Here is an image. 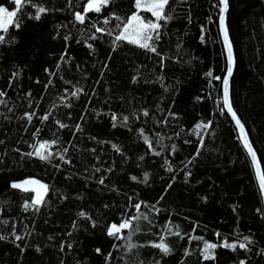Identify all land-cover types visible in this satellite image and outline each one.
Returning a JSON list of instances; mask_svg holds the SVG:
<instances>
[{
	"label": "trees",
	"instance_id": "trees-1",
	"mask_svg": "<svg viewBox=\"0 0 264 264\" xmlns=\"http://www.w3.org/2000/svg\"><path fill=\"white\" fill-rule=\"evenodd\" d=\"M88 1L21 0L0 30V264H264L219 0H168L149 48L117 40L133 14L154 20L136 0L77 19ZM227 28L231 104L264 174V0H228ZM28 180L39 203L12 186Z\"/></svg>",
	"mask_w": 264,
	"mask_h": 264
},
{
	"label": "snow or ice",
	"instance_id": "snow-or-ice-1",
	"mask_svg": "<svg viewBox=\"0 0 264 264\" xmlns=\"http://www.w3.org/2000/svg\"><path fill=\"white\" fill-rule=\"evenodd\" d=\"M222 7L220 8V24L221 29L223 31L225 46L228 51L229 56V66L227 69V76L224 78V106L228 109V112L232 114L233 119L236 120V124L241 128V131H243V126L240 124L239 119L236 118L235 112L232 111V108L229 104L228 99V77L232 74V49L231 44L229 42L228 37V30L225 26V15L224 13L227 11V0H219ZM17 4L21 3V0H16ZM108 3V0H90L88 4V10L94 9L95 11L99 12L102 5H106ZM168 0H136V7L137 9L150 11L152 16L155 17L157 21L165 19L163 15V10L165 6L167 5ZM44 9H40V12H43ZM15 16V12L8 13L5 9L0 8V30L7 31V25L12 22V17ZM39 19V15L36 17ZM77 19L82 20L83 17L77 14ZM107 23V20L105 21ZM159 28L158 23L153 22H147L145 23L141 17L137 14H133L130 18H128L127 22L123 26V30L120 33V35L117 36V40H126L129 43L137 44L141 48H149V41L152 39V31H155ZM97 31H102V29H97ZM4 39L3 36H0V41ZM152 51H155V49H151ZM2 95V93H0ZM31 117H29L30 119ZM47 119V117H45ZM147 139V138H146ZM46 147L45 144L40 145V149H44ZM245 147L248 148L249 154L252 156L253 162L256 163V156L255 153L252 151L251 147L247 144V141L245 140ZM40 149H37V155L40 156L41 159H47V156L44 155L43 152H41ZM31 155V154H30ZM50 155V153H49ZM25 183H39L36 181H26ZM260 183L261 187L264 188V176L260 177ZM15 188H22L23 185L20 184H13L12 185ZM40 188L46 189V186L43 184L39 185ZM27 190V189H25ZM39 193H37V199L34 201V203H39ZM137 209H139L140 205L137 204L135 206ZM130 227V221H124L119 226L112 225V227L109 229L108 235H114L115 233H118L121 229H126ZM2 238V237H0ZM19 239V237H17ZM225 247H235L234 245L225 244ZM156 247L160 248L163 252L167 253L168 248L164 244L156 245ZM216 245H207L205 250V259L211 258L207 253L209 249L215 248ZM240 247H245V245L241 244ZM99 251V250H97ZM243 264V262H242Z\"/></svg>",
	"mask_w": 264,
	"mask_h": 264
},
{
	"label": "water",
	"instance_id": "water-1",
	"mask_svg": "<svg viewBox=\"0 0 264 264\" xmlns=\"http://www.w3.org/2000/svg\"><path fill=\"white\" fill-rule=\"evenodd\" d=\"M227 4H228V0H227ZM222 7V5H221ZM227 13H228V6H227V11L224 13L225 15V26L227 27ZM219 28H220V32H221V36H222V39H223V45H224V49H225V53H226V58H227V62H228V66H229V56H228V51H227V48L225 46V41H224V36H223V31L221 29V24H220V19H219ZM228 30V29H227ZM230 44H231V41L229 40ZM231 49H232V74L234 73V69H235V58H234V52H233V48H232V44H231ZM232 74L230 77H228V99H229V104L232 108V111H234L233 107H232V104H231V99H230V80H231V77H232ZM222 92H223V103H224V83L222 85ZM225 110L227 111V113L230 115L232 121L234 122L237 130H238V133L240 135V139L242 141V144L243 146L245 147V140L247 141V144L251 147L252 151L255 153V156H256V163L253 162V159H252V156H251V160H252V163H253V167H254V170H255V174H256V177H257V180L259 182V185H260V188H261V191H262V195H263V199H264V188L261 187V183H260V177L261 176H264L262 170H261V167H260V162H259V158H258V155L252 145V142L250 140V137H249V134L247 132V129L246 127L244 126V124L240 121V118L236 115V118L239 119L240 121V124L243 126V131H241V128L236 124V120L233 119L232 117V114L230 112H228V109L224 106ZM236 114V113H235ZM245 149L248 151V148L245 147ZM249 152V151H248Z\"/></svg>",
	"mask_w": 264,
	"mask_h": 264
},
{
	"label": "rangeland",
	"instance_id": "rangeland-1",
	"mask_svg": "<svg viewBox=\"0 0 264 264\" xmlns=\"http://www.w3.org/2000/svg\"><path fill=\"white\" fill-rule=\"evenodd\" d=\"M14 1H15V4H16V6H15L14 9H8V8L5 7V6H0V8L5 9L6 12H8V13L15 12V14H16V11H17V9L19 8V5H20V4H17V3H16V0H14ZM89 2H90V0L88 1L87 5H86V7H85L84 13H78L80 16L83 17L84 14H85L87 11H91V10H88V4H89ZM92 10H94V9H92ZM140 10H141V9H140ZM141 11H146V10H141ZM14 17H15V16H14ZM14 17H12V22H13V20H14ZM141 19H142L145 23H147V22H153V23H158V24H159V21H157V20L155 19V17H154V20L146 21V20L142 17V15H141ZM12 22H11V23H12ZM11 23H10V24H11ZM10 24H8L7 27H8ZM156 34H157V30L152 31V33H151V35H152V39L155 37ZM152 39L148 42L149 45L151 44ZM223 46H224V45H223ZM222 93H223V92H222ZM223 104H224V103H223ZM225 111H226V110H225ZM226 112H227V111H226ZM228 115H229V114H228ZM229 116H230V115H229ZM28 181H29V180H28ZM30 181H36V180H30ZM25 182H26V181L19 183L20 185H23L22 189H28V188L33 189V190L36 192V194L39 193V199L43 196V195H42V194H43V189L39 187V185L41 184L40 182H39L38 184H37V183H25ZM36 182H38V181H36ZM36 198H37V195H36ZM122 230H123V229H121L119 232H121Z\"/></svg>",
	"mask_w": 264,
	"mask_h": 264
},
{
	"label": "bare ground",
	"instance_id": "bare-ground-1",
	"mask_svg": "<svg viewBox=\"0 0 264 264\" xmlns=\"http://www.w3.org/2000/svg\"><path fill=\"white\" fill-rule=\"evenodd\" d=\"M228 29V28H227ZM228 37H229V40L231 41V39H230V36H229V33H228ZM222 41H223V39H222ZM234 58H235V56H234ZM226 76H227V74H226ZM225 76V77H226ZM232 76H233V74H232ZM231 80H232V77H231ZM231 80H230V83H231ZM237 115V114H236ZM238 116V115H237ZM240 121L242 122V120L240 119ZM243 123V122H242ZM248 152V151H247ZM249 153V152H248ZM250 155V154H249ZM251 157V156H250ZM260 167H261V164H260ZM261 170H262V168H261Z\"/></svg>",
	"mask_w": 264,
	"mask_h": 264
}]
</instances>
